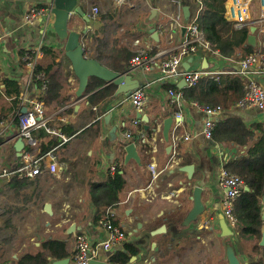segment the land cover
<instances>
[{
  "label": "crops",
  "instance_id": "crops-1",
  "mask_svg": "<svg viewBox=\"0 0 264 264\" xmlns=\"http://www.w3.org/2000/svg\"><path fill=\"white\" fill-rule=\"evenodd\" d=\"M77 4L82 14L71 12L69 29L80 33L87 57L97 59L115 72L118 71L113 67L118 59L130 53L129 64L140 49H147L157 64L177 54L178 51L170 49L187 36L181 25L198 16L200 11L190 0H77ZM31 6L50 8L46 0H0V34L3 36L0 85H4L0 90V111L5 124L0 127V167L16 166L24 153L40 156L53 148L57 169L49 172L42 168L39 175L31 178L11 176L0 179V189L5 186L11 194V211L24 216L34 215L33 221L23 220L21 225H17L25 239L22 240L19 234L21 239L11 242L10 251L4 250L0 264L10 262V258L17 259L24 252L40 250L41 243L49 239L63 241L68 264H76L72 255L79 232L85 233L89 245L101 252L100 242L107 238L108 231L100 223L102 216L96 219L95 197L107 189L108 177L115 172L122 176L125 185L117 192V201H112L110 205L113 206L106 207V211L109 209L114 213L112 220L124 228L126 238L112 246V255L116 251L127 250L126 244L132 243L139 251L131 256L128 264H221L219 255L208 257L205 253L206 240L202 233L206 229L213 230L219 247L225 244L226 239L220 235L217 222V214L222 213L224 192L219 184V174L224 163L244 154L247 146L217 142L211 138L212 135L206 138L203 134V111L195 101H187L182 92V88L188 85L179 87L180 77L177 76L159 80L160 68L157 65L148 74L140 69L130 70L128 67L126 70L141 84L148 80L145 100L138 108L126 99L129 93L115 95L116 85L111 96L91 103L88 96L110 84L103 80L102 85L78 97V79L65 56L63 41L52 27L53 14L47 21L34 19L27 22L24 14ZM94 7H97L96 11ZM177 12L180 13L181 24L170 35L168 23ZM255 12L256 5H251L247 14L253 17ZM260 37L256 35V44ZM30 51L35 52L36 67L41 68L43 75H54L61 86L57 100L50 105L45 103L47 124L73 136L59 144L55 137L45 135L40 129L36 145H26L22 156H18L13 142L18 134L16 111L20 96L19 103H14L12 97L5 94L4 83L5 79L16 80L22 88L27 74L24 58ZM162 51L168 52L161 54ZM238 60L223 56L214 58L198 49L195 54L183 57L178 68L179 71L185 70L183 63H186L188 69L231 70L238 69ZM224 73L227 72L204 76ZM254 78L264 86V75ZM44 79L45 75L36 91L30 89L29 96L40 97L44 93ZM165 82L175 87L166 89ZM170 89L182 93L179 103L171 100ZM106 114L110 115L107 123L103 120ZM138 114L146 115L147 122ZM223 115H238L246 125L264 123V109L238 108L234 104L216 116L215 122ZM169 116L173 121L169 139L164 140L163 121ZM135 118L137 124L133 123ZM111 127H116L113 135L110 134ZM126 130L133 135L129 139L122 136ZM173 133L181 136L175 143ZM186 134L189 138L183 139ZM259 134L256 130L255 137ZM50 139L56 142L44 150L42 143ZM120 142H135L139 161L126 159L124 144L120 145ZM151 162L159 172L155 179H152L148 167ZM112 165H115L114 171H110ZM198 181L204 182L201 196L205 209L196 222L180 227L181 220H177L192 206V189ZM102 200L106 197L101 196ZM45 203L51 205V213L44 210ZM103 208L105 210V206ZM71 224L76 225L75 230L70 231ZM162 224L166 226L165 232L150 234ZM231 240H234L237 256L244 258L245 264H249L251 258H258L246 240L235 236ZM101 256L102 252L99 253ZM54 259L50 258V264Z\"/></svg>",
  "mask_w": 264,
  "mask_h": 264
},
{
  "label": "built area",
  "instance_id": "built-area-1",
  "mask_svg": "<svg viewBox=\"0 0 264 264\" xmlns=\"http://www.w3.org/2000/svg\"><path fill=\"white\" fill-rule=\"evenodd\" d=\"M199 1V0H198ZM226 0L224 16L226 19L231 21L236 28L255 26V33L258 36L264 34V0ZM179 3V2H178ZM251 5H256V12L253 17L248 16ZM200 7H198V10ZM97 7H94V11ZM180 13L171 16L168 28L170 35L174 29L181 24ZM50 8L31 6L24 14L25 21H32L34 19L48 20L50 18ZM197 16L195 15L191 21L181 26H185L187 36L178 43L175 47L170 50L178 51L177 54H172L170 57L161 60L158 64L154 60V56L149 54L147 49H140L135 54L129 63L130 70L140 69L143 73L148 74L152 72L155 65L160 68L159 80L166 81L172 77L183 78L187 85H195L201 77L206 74L213 72H227V73H238L245 78L244 81V93L235 103L238 108L253 107L260 110L264 109V86H262L254 77L256 75H264V53L259 49L253 53H248L244 57L238 60V69L231 70H208L203 67L195 69H185L179 71V65L183 57L195 54L198 49L209 53L212 57H222L219 50L211 45L206 39L204 31L200 28L196 22ZM3 40V36L0 34V44ZM168 50V51H170ZM168 51L160 52L165 53ZM25 65L27 74L25 76L22 90L20 93V105L16 111V119L18 123V135L23 137L25 146H35L38 140V130L42 129L46 134L55 137L59 144H63L69 141L73 134L60 130L58 128L51 127L47 124L45 117V102L44 99L39 97L29 96L30 89L36 91L37 83L34 78L42 79L44 76L42 72H36V54L34 51H30L25 54ZM1 84V82H0ZM148 86V80H145L138 88L132 90L127 100L135 108L143 105L145 100V90ZM2 87V88H1ZM4 88V85H0V90ZM171 100L176 103L180 102L182 97L181 92H177L173 89L169 90ZM197 106L204 113L203 122V134L206 138H210L212 130L215 126V117L220 115L223 111L220 105H198ZM25 107V110H22ZM180 117V114H176ZM134 124H137V118L133 120ZM5 124L0 121V127ZM155 129V128H154ZM125 139L131 138L132 132L126 130L122 135ZM181 136L177 133L172 134L173 142ZM189 136L183 135V139H188ZM58 146V145H55ZM24 149V148H23ZM23 152L21 151L22 156ZM151 171L152 179H155L158 175L156 165L154 162L148 164ZM42 168L49 172H55L57 169V158L53 153V148L48 150L45 154L40 156H31L28 153H24L22 161L14 167H0V179L18 176L24 177H35L39 175ZM115 170V165L110 167V171ZM219 184L224 189L221 211L224 215L228 225L233 229L236 228L237 219L233 214V205L235 198L241 193L244 187L243 179L236 173L230 172L225 168H222L219 174ZM114 213L111 210H107L106 213L100 218V223L108 231L106 239L100 242V249L102 256L99 257L98 250L92 248L87 240L85 233L79 232L75 237V246L73 250V260L76 264H87L90 259L103 258L107 261V264H116L112 258V246L120 243L125 239V230L120 225L113 223ZM104 252V253H103ZM9 264V263H6Z\"/></svg>",
  "mask_w": 264,
  "mask_h": 264
},
{
  "label": "trees",
  "instance_id": "trees-1",
  "mask_svg": "<svg viewBox=\"0 0 264 264\" xmlns=\"http://www.w3.org/2000/svg\"><path fill=\"white\" fill-rule=\"evenodd\" d=\"M190 1L195 6L194 8L200 7L196 22L204 31L206 39L219 50L223 57L240 59L258 49L264 53V34L261 35L257 44L252 45L247 42L249 27L236 28L231 21L225 18L226 0ZM129 56L131 57L130 53L118 59L113 69L118 72H125L129 67ZM36 72H42L41 68L36 67ZM44 75L45 89L39 98L44 99L45 103L50 105L57 100L61 86L54 75L48 73H44ZM34 81L39 86L42 79L34 78ZM244 81L245 78L238 73H224L217 76L207 75L201 77L195 85L182 88V92L187 101H195L198 105H220L223 110H228L243 95ZM102 82L99 78L90 77L84 93L102 85ZM4 84L5 94L12 97L14 103H19L21 85L16 80L7 79H5ZM164 86L166 89L175 87L168 82H165ZM115 89L114 84H106L89 95L88 100L91 103H97L105 97L111 96ZM3 119L4 115L0 111V121ZM256 130L260 134L255 137ZM45 135L47 134L45 133ZM211 138L217 142L247 146L244 154L226 161L224 168L238 174L247 187L234 200L233 214L237 219L236 238L246 240L251 251L258 254V258L255 260L251 258L249 264H264V245H259L262 228L264 227V123L256 122L246 125L238 115H223L215 122ZM55 142L56 140L50 139L47 143H42L43 149H47ZM123 144L120 142V145ZM123 185H125V180L118 172L108 177L107 189L101 195L95 197L96 219L103 216L106 207L113 206L110 205L112 201H117V192ZM101 196L106 197V200L100 201ZM113 223L116 224L114 221ZM64 247L65 243L63 241L49 239L41 243L40 250L34 253L24 252L17 259L10 258V262L7 261V263L50 264V258L60 259L68 256ZM126 249L125 251L119 250L113 253L112 258L116 264H128L131 256L136 255L139 251L132 243H127ZM4 255L5 251L0 248V259Z\"/></svg>",
  "mask_w": 264,
  "mask_h": 264
},
{
  "label": "water",
  "instance_id": "water-1",
  "mask_svg": "<svg viewBox=\"0 0 264 264\" xmlns=\"http://www.w3.org/2000/svg\"><path fill=\"white\" fill-rule=\"evenodd\" d=\"M46 2L49 4L50 12L54 16L52 27L57 33L59 39L63 41L65 56L70 60L72 70L78 79V86L76 89V95L78 97L82 96L85 92L90 77H96L103 80L104 82H110L116 85L117 89L115 91V95L130 93L132 90L138 88L141 85L138 79L136 80L132 78L130 71L115 72L100 63L97 59L87 57L85 55V50L80 39V33L75 30L69 29L71 12L82 14L81 7L77 4V0H46ZM251 2L255 3L254 0H252ZM184 10L187 12V6H185ZM183 28L185 29L186 27L184 26ZM247 42L252 45L256 44L255 26H250ZM183 66L185 69H188L189 65L183 63ZM179 80V87L187 85L183 78H180ZM22 110H25V107H23ZM140 116L147 122L148 118L146 117V115L138 114V117ZM109 117L110 115L106 114L103 117L104 122L107 123ZM172 121L173 117L171 116L165 118L163 121L162 135L164 140L169 139V132ZM115 130L116 127H111L110 134L113 135L115 133ZM24 147L25 142L23 140V137L18 135L13 142V148L17 151L18 156L21 155V151ZM123 149L125 151L126 159L134 158L139 161L135 142L126 143L123 146ZM187 170L190 173V169ZM203 183V181H198L197 184L193 187L191 195L192 206L185 212L183 217L178 220H181V222L179 223L181 227L188 226L192 221L196 222L199 218V215L204 211L205 205L201 196ZM245 189H247L246 186ZM44 210L47 213H51V205L49 203H45ZM217 222L220 229V235L222 237H225L226 239L224 248L227 263L242 264L240 258L237 256L234 244L231 242V238L234 235V230L228 225L224 215L221 212L217 214ZM75 228L76 225L71 224L70 231L75 230ZM165 231L166 226L165 224H162L159 227L151 230L150 234L156 235ZM259 245H264V227L262 228V236L259 241ZM68 261L69 259L65 257L54 259L51 264H68ZM87 264H107V261L103 258L90 259Z\"/></svg>",
  "mask_w": 264,
  "mask_h": 264
},
{
  "label": "rangeland",
  "instance_id": "rangeland-1",
  "mask_svg": "<svg viewBox=\"0 0 264 264\" xmlns=\"http://www.w3.org/2000/svg\"><path fill=\"white\" fill-rule=\"evenodd\" d=\"M10 203H11V194L7 191L6 187L4 186L0 191V246H3L4 248L3 247L0 248L6 251L11 250L12 247L10 246V244L14 239H21L22 236L21 229L17 228V225H21L23 220L33 221L32 217L34 216L32 214L24 216L20 213L12 212ZM233 230H234L233 236H235L236 238V228H233ZM202 234H203L202 236L206 240L205 246L207 248V251L205 253H208L207 254L208 257L209 255H213V254L216 256L219 255L222 258L221 264H226L227 259L225 256V248H224L225 244H223L222 247H219L217 242V235L213 230L206 229L205 231H203ZM24 239L25 238L23 237L22 240ZM231 242L234 243V240H232ZM240 260L242 264L245 263L244 258L241 257ZM223 261H226V263L225 262L223 263ZM212 264L214 263L212 262Z\"/></svg>",
  "mask_w": 264,
  "mask_h": 264
}]
</instances>
